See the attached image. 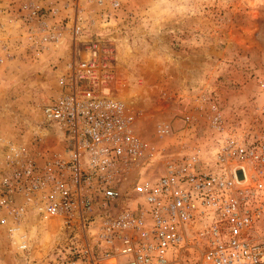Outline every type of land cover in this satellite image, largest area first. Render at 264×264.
Segmentation results:
<instances>
[{
  "label": "built area",
  "instance_id": "2783aa9c",
  "mask_svg": "<svg viewBox=\"0 0 264 264\" xmlns=\"http://www.w3.org/2000/svg\"><path fill=\"white\" fill-rule=\"evenodd\" d=\"M96 3L111 8L95 13L103 23L119 6ZM69 12L27 0L8 13L25 54L69 52L51 65L56 91L34 134L0 146V233L14 253L25 264H264V79L257 117L209 102L201 141L166 153L116 95L93 13ZM10 59L0 40V64Z\"/></svg>",
  "mask_w": 264,
  "mask_h": 264
},
{
  "label": "rangeland",
  "instance_id": "374dc122",
  "mask_svg": "<svg viewBox=\"0 0 264 264\" xmlns=\"http://www.w3.org/2000/svg\"><path fill=\"white\" fill-rule=\"evenodd\" d=\"M27 0H0V40L13 59L0 64V146L25 143L54 95L51 65L66 48L41 58L25 54L10 26L9 12ZM93 13L92 36L113 52L116 95L134 115L141 137L182 152L207 131L209 102L245 120L258 116L259 82L264 79V0H118L112 17L95 13L109 5L97 0H37ZM64 4L71 8L64 9ZM168 127L159 136L158 128ZM45 244V243H44ZM46 248V244L43 246ZM0 233V264H25ZM40 254L33 258L39 259Z\"/></svg>",
  "mask_w": 264,
  "mask_h": 264
},
{
  "label": "crops",
  "instance_id": "0c3cea01",
  "mask_svg": "<svg viewBox=\"0 0 264 264\" xmlns=\"http://www.w3.org/2000/svg\"><path fill=\"white\" fill-rule=\"evenodd\" d=\"M3 138L5 139V137H4V136H0V139H3Z\"/></svg>",
  "mask_w": 264,
  "mask_h": 264
}]
</instances>
